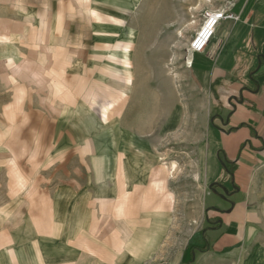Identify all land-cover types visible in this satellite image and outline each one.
<instances>
[{
  "label": "crops",
  "instance_id": "0c3cea01",
  "mask_svg": "<svg viewBox=\"0 0 264 264\" xmlns=\"http://www.w3.org/2000/svg\"><path fill=\"white\" fill-rule=\"evenodd\" d=\"M125 4L0 0V64L45 60L46 14ZM222 10L235 19L190 54L189 72L199 109L213 112L209 138L197 136L198 172L226 189L227 202L207 203L212 192H203L198 223L175 255L172 198L153 187L156 139L143 137L136 108L80 175L75 113L73 131L53 130L47 146L46 126L61 125V106L45 102L44 86L31 99L29 73L9 85L0 71V264H264V0ZM69 20L58 28H87Z\"/></svg>",
  "mask_w": 264,
  "mask_h": 264
},
{
  "label": "rangeland",
  "instance_id": "374dc122",
  "mask_svg": "<svg viewBox=\"0 0 264 264\" xmlns=\"http://www.w3.org/2000/svg\"><path fill=\"white\" fill-rule=\"evenodd\" d=\"M233 1L125 0V8L103 6L73 15L65 10L57 19L46 14L40 31L46 54L40 67L37 62L24 68L0 64L1 73L9 76L4 84L16 85L29 73L31 99L39 100L32 92L44 86L45 102L61 106V125L46 126L47 146L53 130L66 135L73 131L75 113L80 175L106 144L107 135L117 131L120 118L133 117L136 108L143 137L156 139L153 187L172 198L175 255L198 223L203 192L209 191L198 172L197 136L209 138L213 112L199 109L203 103H198L186 60L205 13L226 9ZM71 17L77 19L72 25L87 28H58ZM31 33L36 36L37 31ZM211 194L207 203L211 197L221 199L222 191Z\"/></svg>",
  "mask_w": 264,
  "mask_h": 264
},
{
  "label": "built area",
  "instance_id": "2783aa9c",
  "mask_svg": "<svg viewBox=\"0 0 264 264\" xmlns=\"http://www.w3.org/2000/svg\"><path fill=\"white\" fill-rule=\"evenodd\" d=\"M226 19L233 20L235 17L224 10L205 13L202 24L191 40L190 53H203L213 38L219 23Z\"/></svg>",
  "mask_w": 264,
  "mask_h": 264
},
{
  "label": "water",
  "instance_id": "95a60500",
  "mask_svg": "<svg viewBox=\"0 0 264 264\" xmlns=\"http://www.w3.org/2000/svg\"><path fill=\"white\" fill-rule=\"evenodd\" d=\"M221 165L226 169V164L219 159ZM217 189H220L222 191V194H220V198L227 202V198L229 197V194L227 193L226 189L219 183H212L208 185V190L212 193H217ZM231 205V203H230Z\"/></svg>",
  "mask_w": 264,
  "mask_h": 264
},
{
  "label": "bare ground",
  "instance_id": "6f19581e",
  "mask_svg": "<svg viewBox=\"0 0 264 264\" xmlns=\"http://www.w3.org/2000/svg\"><path fill=\"white\" fill-rule=\"evenodd\" d=\"M119 51V50H118ZM190 54L188 55V57H187V60H186V64H187V66H189L190 65V61H191V59H190ZM174 168V167H173Z\"/></svg>",
  "mask_w": 264,
  "mask_h": 264
}]
</instances>
